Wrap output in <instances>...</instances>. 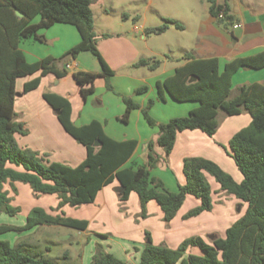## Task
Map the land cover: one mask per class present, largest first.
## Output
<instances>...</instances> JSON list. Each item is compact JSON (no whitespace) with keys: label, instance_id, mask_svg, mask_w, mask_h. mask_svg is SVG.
I'll list each match as a JSON object with an SVG mask.
<instances>
[{"label":"trees","instance_id":"1","mask_svg":"<svg viewBox=\"0 0 264 264\" xmlns=\"http://www.w3.org/2000/svg\"><path fill=\"white\" fill-rule=\"evenodd\" d=\"M208 1L210 13L220 24L227 26L232 23L226 1ZM92 3L93 0H0V212L15 215L20 211L12 204L13 198L6 188L9 185L17 194V182L28 184L36 195L56 194L59 198L57 206L51 208V211L58 213L34 207L24 226L2 225L0 233L31 229L37 225H62L85 231L88 220L67 216L63 208L95 202L99 191L115 180L123 187V191L119 192L121 201H126L131 192L137 194L144 218L148 216V203L155 200L163 211V220L170 223L188 195L199 199L200 204L188 211L184 219L195 217L213 210L212 190L205 175L208 173L219 183L222 191L246 202L243 216L226 229L225 237H215L207 242L201 236H190L176 248L155 245L147 232L138 264H264V84L244 83L233 95L232 83L239 69L264 67V52L236 58L226 63L222 71L218 58H194L186 53L183 56V60H186L184 64L163 81H157V95L162 101L168 94L177 102H197L198 106L186 116L158 122L150 113L154 100H149L142 113L150 126L158 127L159 133L156 140L148 142L143 165L124 166L136 150L137 140L117 141L106 134L102 123L97 120L77 126L71 120L69 99L53 92H45L43 98L55 111L64 130L86 148L85 159L72 166L50 161L46 154L20 146L17 136L27 135L28 128L24 122L17 120L15 110L16 80L19 77L39 73L24 84L23 91L28 93L38 88L42 77L50 73L58 79L65 77L69 71L62 64L89 52L97 59L101 70L99 73H74L83 98L94 92V82L98 77H103L107 89L113 91L111 78L114 71L99 50ZM17 10L22 11L24 16L19 17ZM221 11L223 18H219ZM124 15L128 17V14ZM36 18H39L38 22L34 21ZM56 23L74 25L80 34L79 43L60 57L47 56L33 63L28 62L19 48V42L27 38L45 42V37L39 31ZM172 24L182 27L178 21L166 18L162 25L147 28L145 33L159 35ZM162 62V59L155 57L141 58L133 67L156 70ZM147 90V86H141L135 90V94H143ZM123 101L126 110L119 118L128 122L131 112L141 107L130 96H123ZM220 112L229 116L247 112L251 116V122L231 137L229 145H222L242 173V181L237 182L217 162L192 156L186 157L183 162L186 183L179 184L175 192L169 191L160 178L152 175V170L161 161H168L179 132L201 130L213 137L219 127ZM156 146L163 149L164 156L157 154ZM102 236L106 237L104 234ZM192 247H199L202 254L188 253ZM0 264L58 263L32 255L0 239ZM90 264L126 262L98 247Z\"/></svg>","mask_w":264,"mask_h":264},{"label":"crops","instance_id":"2","mask_svg":"<svg viewBox=\"0 0 264 264\" xmlns=\"http://www.w3.org/2000/svg\"><path fill=\"white\" fill-rule=\"evenodd\" d=\"M225 1L229 6L232 16V23L227 26L220 24L216 17L210 13V3L208 0H197V7L190 4V8H186L194 31L190 45H186L181 41H178L176 44L168 42L166 46H168L170 52L172 53L176 46L181 55L167 54L170 56L166 58V62L168 63L162 62L158 69L150 70L147 67H133V64L139 59L146 58L145 52L151 51L153 54H157L155 45L153 44L152 48L149 43L150 37L145 35V29H147L148 24L147 14L153 13V18L157 20L153 21L157 22L153 23V27L162 25L166 18L179 22L181 20L179 17L164 12L158 7L159 4L164 2L174 4V0H147L145 7L146 14L139 15L136 13L138 19L134 20L133 24L131 12L121 5L120 0H93L91 8L94 15V28L99 37V50L109 67L114 71V75L111 78L113 91L107 89L103 77H98L94 82V92L88 95L87 98H83L80 87L74 78V73L77 71L99 73L101 70L100 65L99 67L96 66L91 61V58H89L90 56L86 54L87 52H85L79 55L77 59L62 64L64 67L70 66L68 68L69 72L65 77L58 79L53 73L42 77L39 87L29 91L27 97L35 95L34 93H39L42 99L44 92L47 90L66 97L71 102V120L77 126L89 124L97 120L102 123L104 131L109 137L117 141L127 139L137 140V148L124 166L136 167L143 165L146 162L147 144L151 140H156L159 133L158 127L150 126L142 113V108L147 106L149 100H154V105L150 112L152 117L158 122H166L174 117L186 116L192 109L198 106L197 102H177L168 94L166 95V99L162 101L157 95V81H163L172 75L178 66L184 64L186 60H183V56L186 53L192 54L194 58L216 57L219 60V67L222 71L226 63L236 58H244L264 52V0H217L218 3ZM183 4L186 5V3ZM96 8H99L98 11L105 15L106 19L104 20L108 22V27L101 29L97 27L98 17L95 11ZM126 12H128V17H125V15L120 16L121 14H126ZM115 17H118L117 20H115ZM110 19H113V21H110ZM34 21L38 22L39 18H36ZM137 23H140V25H136ZM234 24H240V27L234 28ZM181 25L182 27L179 29L182 30H185V27L188 26L186 23ZM169 29L170 27L167 31ZM166 32L159 35H164ZM39 34L45 37V42L36 41L32 38L22 39L19 42V48L30 63L47 56L60 57L68 49L79 43L81 39L78 29L74 25L65 23H56L47 29H41ZM81 59L86 61L81 62ZM38 75L39 73H36L23 78L30 81ZM253 82L264 84V67L260 69L249 67L239 69L232 79L233 95L236 94L237 88L240 85ZM141 86H147V92L135 94V90ZM18 92V87H16V94ZM123 96L132 97L141 107L131 112L128 122H124L119 118L126 110ZM50 108L44 113V116L47 118L46 120L42 119L40 111L34 114L39 119L36 123L42 133V142L36 145L31 144V142L26 143L23 145V148H36V151L46 154L47 159L50 161L76 166L85 159L86 148L64 130L56 113L52 112ZM250 122L251 116L250 114H246V118L240 122L242 123L240 126H246ZM27 128L29 134L30 129L29 127ZM236 132L217 131L211 138L201 130L179 132L173 151L169 156V161H161L152 170V175L160 178L169 191H177L179 184L183 185L186 183V177L183 172L184 159L187 156H202L220 165L219 162L229 156L222 145L228 146L231 137ZM155 150L157 154L164 156L162 148L156 146ZM53 151L55 152L54 156L51 155ZM174 167H176V171H174ZM205 175L207 177L209 174L205 173ZM242 179L238 176V181L237 179L235 180L241 182ZM118 186L119 182L115 180L103 187L99 191L95 202L83 204L81 208L78 207L79 211L75 212V215H72L74 216L73 218L88 220L89 225L87 230L99 228L98 230L101 231L102 229L100 228H104V222H108V228L102 230L103 232L112 231L113 233V235L108 237V241L106 242L107 249L115 256L123 259L126 264L139 263L148 230L152 232L153 243L155 245H159L162 241L167 240L171 244L170 248H176L186 239V236H189L188 233H184V225L182 226L177 221L179 219L185 220V203L190 201L191 205L196 206L198 203L200 204L199 199L198 201L190 200L192 199L190 198L192 195H188L184 202L185 205L183 204L176 217L171 221V228L168 231L161 228V232L158 230L154 232L153 220L148 221L153 209L157 212L158 217L163 219V211L155 200L148 203V218L140 220L139 223L133 220V216L124 217L123 215L115 214L113 210L108 208L112 207L117 210L118 197L115 194L114 188ZM219 187L220 185H216L214 191L217 192ZM45 195H49L48 197L52 198L49 204H43V208L52 213L51 208L57 206L59 198L56 194ZM129 197L131 200H138L139 202L135 192H131ZM155 203L158 205L157 207ZM69 207L65 206L63 208L65 213L69 210ZM206 212L208 211L200 215H205ZM228 227L222 228L219 237H225ZM216 229L217 227L211 226L208 231L212 232ZM198 236L202 237L203 235ZM203 238L205 239L204 236ZM193 248H190L188 253Z\"/></svg>","mask_w":264,"mask_h":264},{"label":"rangeland","instance_id":"3","mask_svg":"<svg viewBox=\"0 0 264 264\" xmlns=\"http://www.w3.org/2000/svg\"><path fill=\"white\" fill-rule=\"evenodd\" d=\"M163 1V0H160ZM183 1V2H182ZM122 6H124L129 12H131V21L132 24L134 20H137V14L145 15V7L147 0H120ZM183 3H186L183 4ZM189 3V4H188ZM193 5L197 7V0H174V4H167L161 3L158 5L159 9L164 12L171 13L176 17L181 19L179 23L187 24L188 26L185 27V30L177 28L175 25H171L170 29L164 35H154V34H146L147 37H150L149 43L153 48V44L157 49V54H153L151 51L145 52L146 58H158L162 59L163 62H166L165 55L171 54L180 56L181 52L175 46L173 52L171 53L168 46V42L177 43L181 41L186 45H190V41L193 39L194 31L192 29V21L188 14V10L186 8H190L189 5ZM186 6V7H185ZM200 9V8H199ZM99 8H96L95 11L97 13V27L99 29L103 27H108L107 23L104 19H106L105 15L100 13ZM135 11V12H134ZM128 12H126L127 14ZM125 14V13H124ZM121 14L120 16H124ZM136 16V17H135ZM148 17V24L147 28L153 27V21H157L153 18V13L147 14ZM112 18V16H111ZM118 17H115L117 20ZM109 20V19H108ZM113 21V19H110ZM165 20L163 21V23ZM141 23V22H140ZM137 23L136 25H140ZM162 23V24H163ZM91 61L99 67V63L97 59L89 52H87ZM82 61H86L81 59ZM168 63V62H166ZM140 68V67H138ZM142 68V67H141ZM27 79L23 77H19L17 79L16 87H18L19 92L16 94V107L15 110L18 114L17 120L24 121L27 127L30 129V133L27 135H18L17 140L20 146L23 147L26 143L31 144H38L42 142V133L37 126L36 121H39L34 114L37 112H41L42 119H47L44 116L47 110L51 107L48 106V103L44 100L43 96L41 99V95L39 93H34L35 95H31V97H27V93L23 91L24 84L26 83ZM46 92H49L48 90ZM45 93V92H44ZM35 96V97H32ZM47 104V105H46ZM48 108V109H47ZM52 112L54 111L52 107L50 108ZM55 112V111H54ZM151 113V112H150ZM247 112L242 113V115L238 116H229L224 112L219 113V127L217 131H226L232 132L239 131L245 126H240L242 120H245ZM45 126V125H44ZM247 126V125H246ZM47 127V126H46ZM211 138V137H210ZM161 148V147H160ZM35 151L37 150L36 148ZM39 152V151H38ZM41 153V152H40ZM52 156L55 155L53 151L51 153ZM192 157V156H187ZM169 161V159H168ZM221 167L228 172L229 174L233 175L235 179L238 181V176L242 179V174L238 170L235 161L232 157L227 156L223 161L219 162ZM177 164V163H176ZM175 164V165H176ZM174 167V171H176ZM207 180L211 186L212 190V199H213V210L206 212L205 215H199L196 217L188 218L185 220L179 219L177 222L181 223L183 227L184 233H188L189 236H197L203 235L205 240L211 242L213 238L219 237L223 227L230 226L234 223L237 219H239L246 211L247 204L240 199H237L233 195H229L222 191L219 187L217 192L214 191V187L219 184L216 180L211 176L207 175ZM210 178V179H209ZM17 194H15L9 185H6V188L10 190V196L12 199V204L15 207H19L20 211L15 215H10L6 212H0V226L2 225H9V226H16L22 227L25 225L27 221V217L34 207H43V204L50 203L52 197H48L49 195L41 194L36 195L32 191L31 187L28 184L17 182L16 184ZM115 194L118 197V205L117 210L108 207L114 211L115 214L123 215L124 217H131L133 216V220L135 222H140L142 219H146L148 217L141 216V207L140 203L137 201L131 200L130 197L126 201H121L119 198V191L118 187L114 188ZM130 196V195H129ZM190 200H197V198L190 196ZM189 200V199H188ZM186 204V205H185ZM184 205V212H188L196 206L191 205L190 201H187ZM83 205L77 207H69V210L66 211V215H70V217H74L75 212L79 211L78 207H82ZM155 206L158 205L155 203ZM136 211V212H134ZM53 214L58 212L52 211ZM73 214V215H72ZM153 220V226L155 227V231L157 230L161 232V228L164 230L171 228V222L166 223L162 218L158 217L157 212L153 209V212L148 219V221ZM97 222V221H96ZM227 225V226H225ZM104 228H100L105 230L108 228L109 223L104 222ZM211 226L217 227L216 230L209 232L208 229ZM220 227V229H218ZM224 228V229H225ZM99 228H93L90 230L80 231L78 229H74L67 226L62 225H37L31 229H25L21 231H6L0 233L1 240H7L11 243V245L19 247L32 255L48 259L54 261L58 264H90L94 253L98 247H103L106 251H108V246L106 245L108 241V237L113 235L112 231L103 232L102 230L99 231ZM150 229V228H148ZM92 231V232H91ZM224 231V230H223ZM152 236V232L148 230ZM168 233V232H167ZM91 234V235H90ZM106 235L103 237L102 235ZM224 234V232H223ZM90 235V236H89ZM202 236V237H203ZM154 241V238H152ZM161 244L170 246L167 240L161 242ZM159 244V245H161ZM191 254L201 255L202 251L199 247H194L189 251ZM180 264V263H178Z\"/></svg>","mask_w":264,"mask_h":264},{"label":"water","instance_id":"4","mask_svg":"<svg viewBox=\"0 0 264 264\" xmlns=\"http://www.w3.org/2000/svg\"><path fill=\"white\" fill-rule=\"evenodd\" d=\"M16 12H17V15H18L19 17H23V16H24V13H23L22 11L17 10ZM118 191H119V192L123 191V187L118 186Z\"/></svg>","mask_w":264,"mask_h":264},{"label":"built area","instance_id":"5","mask_svg":"<svg viewBox=\"0 0 264 264\" xmlns=\"http://www.w3.org/2000/svg\"><path fill=\"white\" fill-rule=\"evenodd\" d=\"M224 17V13L221 11L220 14H219V18H223ZM234 28H238L240 27V24H234L233 25ZM70 66L67 65L66 68H69Z\"/></svg>","mask_w":264,"mask_h":264}]
</instances>
